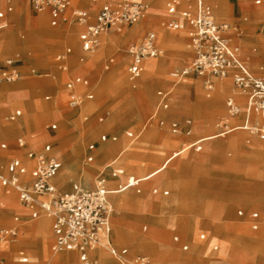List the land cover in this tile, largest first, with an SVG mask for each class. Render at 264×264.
Returning a JSON list of instances; mask_svg holds the SVG:
<instances>
[{"label":"rangeland","instance_id":"374dc122","mask_svg":"<svg viewBox=\"0 0 264 264\" xmlns=\"http://www.w3.org/2000/svg\"><path fill=\"white\" fill-rule=\"evenodd\" d=\"M11 1L14 10L0 29V59L14 57L23 61L17 80L0 82V174H8L7 164L13 158L28 161L26 149L17 145V139L25 137L29 140V148L34 150L50 142L51 154L61 161L59 170L62 168L61 153L68 151L66 160L72 172L80 166L85 168V175H90L89 180L83 182L76 181L72 173L67 182L60 185L57 183V171L52 181L61 191L71 190L74 184L91 188L100 177L105 178L108 188H115L126 180V176L141 177L162 167V160L185 146L183 144L206 134L218 136L217 133L224 130V126H236L228 134L203 141L199 151L191 147L175 156L149 181L141 182L138 186L140 192L131 187L129 191L123 189L120 193L110 194L113 211L110 243H107L105 250L110 264H134L137 255L146 256L148 264H264V139L258 131L248 129L250 126L257 128L264 121L256 117L260 113L251 110L248 128L239 127L243 122L241 114L247 107L246 97L245 92L235 87L230 75L226 77L227 80L208 73L179 75L182 69L192 67L195 53L188 25L178 30L167 28L165 7L168 0H142L149 7L145 17L133 24H121L103 32L107 44L102 46L103 41L99 40V44L82 61L77 58V42L71 36L73 30L79 29L71 21V13L74 8L86 7L90 0H70L67 20L58 27L47 25L44 13L33 12L29 0ZM204 2L210 5L208 0ZM4 4L5 0H0V8ZM216 6L218 11L210 5L221 35L227 43L239 47V58L250 72L264 79V40L260 26L264 21V0H216ZM130 26L133 28L129 29ZM120 29L123 30L120 32ZM148 30L155 33L162 53L144 59V71L136 79L130 80L126 71L130 60L128 49L138 43ZM132 31L137 33L131 34ZM65 32L76 48L69 65L63 69L55 56L65 46H71L61 36ZM146 62L159 65V73L147 75ZM78 75L88 80V91L93 97L85 98L87 102H83L82 107L72 109L66 103L65 84ZM218 83H222L224 90L219 94L217 108H202L200 101L212 100ZM145 84L149 86L145 88ZM11 86L20 94H4V88ZM159 90L169 92L168 106L154 115ZM45 95H50V98L45 99ZM229 98L238 107L235 114L228 110ZM16 108L21 109V115L10 120L8 114ZM159 117L164 118L163 125L159 124ZM54 122L57 128L52 130L49 125ZM173 122L176 123L175 131L171 130ZM144 129L150 131L148 137H143ZM127 132L138 137L133 140ZM103 134L107 136L106 141L100 139ZM113 135L117 138L110 141L108 137ZM170 136L175 141L171 145L165 140ZM142 137L147 147L140 152L130 149L142 158L135 164L123 166L117 160L113 165L119 164L124 169L123 174L111 177L112 171L107 165L111 164L117 151L127 142L134 146ZM89 143L96 146L92 161L86 159ZM100 145L114 146L112 154L106 158L98 157ZM71 147L78 150L76 155L69 151ZM151 148L164 150L163 158L145 156L151 153ZM125 155L126 152L120 159ZM119 177L121 181L110 182ZM164 190L169 193L163 194ZM124 195L128 199L143 196L145 203L142 206L131 204L127 208L121 207L118 202L126 199ZM177 199L182 207H176ZM202 208L219 233L211 236L202 223H190L184 226V234L181 223L191 222L190 216L194 213L202 215ZM239 208L258 212L260 224L256 229H252L249 219L237 216ZM29 214L20 205L16 190L0 182V226L20 225L13 240L0 244L3 246L0 248V264H53L50 256L63 252L74 254V264H82L78 254L52 248L51 218L46 239L48 254L44 249L42 231L38 232L37 225L40 220L43 226L47 218L43 212L35 218ZM16 215L19 216L18 221L13 219ZM121 232L146 240V244L137 246L130 239L122 242L117 235ZM202 233L204 238H200ZM39 238L42 242L38 247ZM185 244L187 250L182 249ZM191 245L202 248L196 256L186 255L179 260L163 255L167 252L187 254ZM214 245H217L216 250H212ZM109 246L126 248L124 259L120 261L113 256ZM99 247L91 252L94 258H89L87 264L103 263L100 250L104 248ZM231 249L232 257L229 256ZM24 256L28 257L30 263L21 260Z\"/></svg>","mask_w":264,"mask_h":264},{"label":"built area","instance_id":"2783aa9c","mask_svg":"<svg viewBox=\"0 0 264 264\" xmlns=\"http://www.w3.org/2000/svg\"><path fill=\"white\" fill-rule=\"evenodd\" d=\"M91 5L96 7L92 14L88 9L77 7L72 10L71 21L82 27L78 38L81 50L91 52L98 44V36L112 27L121 24H133L145 17L147 4L143 1L114 0L109 1L90 0ZM34 11H47L51 26H58L67 20L66 13L70 0H29ZM189 4L181 9L179 0H169L166 3V26L171 30L182 29L188 25L191 45L195 56L191 68L182 69L180 76L194 73L204 75L205 73L214 76H228L233 79L236 88L245 92L247 108L260 113L264 117V79L254 76L246 64L235 56L234 50L228 45L226 39L220 33V27L215 22L212 8L203 0H187ZM192 2V3H190ZM12 10L8 4L0 9V20H3L7 12ZM0 23V28L2 27ZM261 35L264 38V23L261 26ZM71 48L67 47L63 53L56 55L60 67L65 68L67 55ZM161 52L156 43V36L152 30H148L138 43L132 44L128 53L130 60L126 71L130 80L136 79L143 67L146 58L155 57ZM21 75L19 60L14 57L0 59V82H13ZM81 85L84 90L76 92V86ZM88 81L82 76H74L66 84L67 106L77 107L81 98L91 99L93 94L87 90ZM212 84L209 85L211 88ZM160 98L159 106L165 108L167 93L158 91ZM46 99L49 96L45 97ZM228 110L231 114L237 112V105L232 98L227 101ZM21 115V109L16 108L8 114L10 120ZM86 119V117H85ZM101 117H99V120ZM162 123V120L160 121ZM50 129L57 128V124L51 123ZM172 130L176 129V123H172ZM258 131L261 138H264V124L259 127H249ZM231 128L224 126L219 134L229 132ZM130 134V133H129ZM131 135V134H130ZM105 141V134L100 136ZM115 139V137H112ZM19 148L26 149V156L33 160L34 164L29 173V179L21 180L28 170L27 166L19 159L13 158L7 164V175L0 174L2 185L14 188L20 202L31 208V217L38 216V210L43 211L52 218L53 245L55 251H77L82 264L88 263V250L99 242L100 236L110 231V218L112 205L108 194L112 191H120L129 186L135 185L138 179L128 178L123 185L115 190L108 189L104 177H100L92 188H82L73 185L69 191H61L52 182V177L61 167V161L51 154L50 142L44 143L42 148L34 150L29 148L26 138L17 139ZM196 149H200V140L193 143ZM5 147V144H2ZM89 154L87 160L93 159L95 144L88 145ZM122 169L113 168L111 175L116 176ZM36 206L37 208H34ZM241 215L242 211H238ZM253 219L258 217L257 212L251 214ZM17 219V217H16ZM257 227V223H253ZM17 235L16 227L0 226V242L10 241ZM205 235L200 234V238ZM186 250L187 246H183ZM216 249V245L213 246ZM110 253L122 261L126 254V248L109 246ZM27 262L26 257L21 258ZM148 258L144 255H137L134 264H148Z\"/></svg>","mask_w":264,"mask_h":264},{"label":"bare ground","instance_id":"6f19581e","mask_svg":"<svg viewBox=\"0 0 264 264\" xmlns=\"http://www.w3.org/2000/svg\"><path fill=\"white\" fill-rule=\"evenodd\" d=\"M208 2L210 3V5L216 10L218 11L219 9L217 8L216 6V0H208ZM147 9H148V6H147ZM147 12V11H146ZM133 26H130L129 29H132ZM105 34V33H101L99 36H98V39L100 40V37ZM107 41L104 40L102 42V46H104ZM98 44H99V41H98ZM97 44V45H98ZM228 45L234 50L235 52V56L240 60L239 58V47L238 46H235V45H232L230 42H228ZM161 52L162 53V49L160 48ZM145 67H146V74H150L152 72H157L159 73L160 69L158 70L157 68L159 67V65H157L156 63H152V62H146L145 63ZM67 68V65L65 68L63 69H66ZM142 70H143V67H142ZM142 72V71H141ZM141 75V73H140ZM220 77H227V76H220ZM149 84H145L144 87H148ZM144 88V89H145ZM5 90V91H4ZM4 94H8V95H13V94H20V91H18L15 87L11 86V87H7V88H4ZM217 91H215V97L212 99V100H207V101H200L199 104H202V108H207V109H211V108H217V102H218V97H219V94L221 92H223L224 90V86L222 85V83H218V86H217ZM17 97V96H16ZM85 98H81V101L79 103V105L77 107H74L72 109H75V108H78L79 106L82 107V105L84 104L83 101H84ZM82 104V105H81ZM200 106V105H199ZM250 114H251V110L248 109L247 107L244 109V111L242 112L241 114V119H242V123L239 127H242V128H248V122H249V119H250ZM256 117L259 119V121L263 122L264 121V117L261 115V114H258L256 115ZM210 122V121H209ZM208 123V122H207ZM211 122L208 123V125L210 126ZM148 136V135H147ZM216 136H214V134H206L202 137V139L205 141V140H209V139H213L215 138ZM125 141V140H124ZM134 142V141H133ZM127 142V145H125L123 148L119 149L117 151V155L115 156L116 160L119 161V163L123 162V158L120 159L121 155L127 151H129L131 148H133V143H129ZM77 144V143H76ZM191 146H193V144H186L185 146H183L182 148L178 149L177 151H173L170 155H168L167 157L164 158L163 160V164L164 162H166L165 165H163L162 167H159L155 170H151L149 172H147V174L143 175V176H147L149 178L153 177L154 175H156L158 172H160L163 168L166 167V165H168L169 161L171 162V160L175 157V156H178L180 154H183L184 152H186L187 150H189V148H191ZM114 146H111V147H108V146H104V145H100L99 146V149L97 151V156L98 157H101V158H106L108 157L110 154H112V150H113ZM69 151L72 153H74L75 155L77 154V151L75 147H71L69 149ZM69 152V153H70ZM133 152V151H131ZM136 152V151H135ZM66 153L68 154V151H65L61 153L62 155V168L60 170H58V181L57 183H59L60 185L64 184L67 182V180L69 179V177H71L72 173L74 174V179L77 181H83V182H87L89 180V176L88 175H85L86 174V171H85V168L84 167H80V166H77V168L72 172V169L70 168V164L67 163V156H66ZM129 153V152H128ZM161 153V152H160ZM163 154V152H162ZM129 159V158H127ZM135 159V158H134ZM139 160V159H138ZM128 163V162H127ZM135 164V163H134ZM125 165V164H124ZM76 167V166H75ZM139 177V180L142 179V177ZM129 178H132V177H129ZM132 179H135L134 177ZM128 181V179H127ZM125 197V195H124ZM129 197V196H127ZM132 197V196H131ZM135 199H122L119 203V205H135V204H138V205H143L145 203V199L143 200L144 197H136L134 196ZM128 207V206H127ZM46 214V213H45ZM47 215V214H46ZM48 217V216H47ZM43 226L42 228H45L46 227V221H43ZM217 225V224H216ZM207 230H209V233L210 235L212 236L213 234H218L219 233V230L217 229V227L215 228L214 227V224L210 221V225H208L207 227ZM42 234H43V239H44V249L46 250V252L48 253L47 249H46V243H47V237H48V234L49 232H43L42 231ZM118 235V238L120 241H124L126 239H130L131 242L134 244V245H137V246H142L144 244H146V240H143V239H139L133 235H131L130 233H127V232H121ZM219 236V235H218ZM109 237H110V232H108L107 234H103L100 236V239H99V242L94 245L91 249L93 248H98L99 246H103V250H105V247H108L107 246V243H109ZM5 244L7 243L6 241H3V242H0V244ZM126 243V242H125ZM130 244V242L128 243V245ZM127 245V246H128ZM100 248V247H99ZM201 247H198L196 245H191L190 246V252L189 253H182V252H167V253H164L163 255L164 256H167L171 259H179V260H182L184 259V257L186 255H192V256H196L195 254H199L197 252H200L201 251ZM65 251H68V250H65ZM106 251V250H105ZM203 253V251H202ZM232 249L230 250V253H229V256L232 257ZM49 254V253H48ZM161 256V255H160ZM159 257V255H158ZM74 254L72 253H61V254H58V255H55V256H50V262L51 263H64V264H74ZM102 262L104 263L105 260L102 259Z\"/></svg>","mask_w":264,"mask_h":264},{"label":"crops","instance_id":"0c3cea01","mask_svg":"<svg viewBox=\"0 0 264 264\" xmlns=\"http://www.w3.org/2000/svg\"><path fill=\"white\" fill-rule=\"evenodd\" d=\"M142 1V0H141ZM169 1V0H168ZM167 1V2H168ZM180 1V5H179V7H178V9H181V8H183V7H185V6H187L188 4H189V2H187V0H185V1H182V0H179ZM204 1V0H203ZM8 2L12 5V10L10 11V12H7L6 13V16H5V18L3 19V20H0V23H2L3 24V22L4 21H7V16L9 15V14H12V12H13V10H14V3L11 1V0H5V4H4V6L2 7V8H4L7 4H8ZM166 2V3H167ZM145 3V2H144ZM190 3H192V2H190ZM206 3V2H205ZM147 4V3H146ZM30 5V4H29ZM148 6V5H147ZM2 8H0V9H2ZM83 8H86V9H88L92 14H94L95 13V11H96V7L95 6H92L91 5V1L87 4V6L86 7H83ZM166 8V7H165ZM32 9V8H31ZM148 9H149V7H148ZM148 9H147V12H148ZM33 12H36V13H40V12H42V13H44V15H45V19H46V23H47V25H49V26H51L50 25V23H49V16H48V13H47V11H34L33 10ZM146 12V13H147ZM62 23V22H61ZM60 23V24H61ZM264 23V21L262 22V23H260V26H262V24ZM59 24V25H60ZM58 25V26H59ZM75 25H77V24H75ZM3 26V25H2ZM58 26H55V27H58ZM51 27H53V26H51ZM2 28V27H1ZM0 28V29H1ZM79 28V29H78ZM77 29L78 30H73V33L71 34V36H73V37H75V39H76V42H77V47H78V49H77V58L79 59V61H82L84 58H85V56L87 55V53H89V52H83L82 50H81V47H80V43H79V38H78V35H79V32L81 31V29H82V27L81 26H79V25H77ZM123 29H120V32L122 31ZM140 30V29H139ZM123 33V32H122ZM121 33V34H122ZM132 33H134V34H136L137 32H135V31H132L131 32V34ZM130 34V35H131ZM61 36H63V37H65L64 39H65V41L66 42H68L71 46H65L64 48H63V51L62 52H59V53H63L65 50H66V48L67 47H70L71 48V52L67 55V57H66V60H64V62H65V64L66 65H69V63H70V60H71V56H72V54H73V52H75V45H74V43H72V41H70L68 38H67V33L65 32V33H62V35ZM59 37V36H58ZM263 38V37H262ZM100 40H101V42L102 41H104V40H106V36H105V34H103L101 37H100ZM263 40H264V38H263ZM233 45V44H232ZM237 46V45H236ZM59 53H57V54H59ZM56 57V56H55ZM5 59V58H4ZM18 60H19V67L22 65V59L21 58H17ZM128 64V63H127ZM143 71H144V61H143ZM21 72V71H20ZM82 77H84V76H82ZM86 79V78H85ZM218 79H221V80H227V78L226 77H219ZM88 81V80H87ZM216 81H218V80H216ZM228 82V81H227ZM89 86V85H88ZM88 86H87V90H88ZM84 90V87L83 86H81V85H78V86H76V92L77 93H81L82 91ZM159 91H163V92H166L167 93V95H168V93L169 92H167V91H165V90H159ZM170 92H172V90H170ZM66 94H67V90H66ZM157 95H158V91H157ZM46 96H49V98H50V95H45V97ZM48 98V99H49ZM158 98H159V96H158ZM46 99V98H45ZM87 99V98H86ZM159 101H160V98H159ZM83 102H87V101H83ZM165 102L167 103V96H166V99H165ZM167 106H168V103H167ZM167 107H165V108H163V107H161V106H159V102H158V107L156 108V112H155V114L154 115H156L157 113H158V110H164V109H166ZM76 109V108H75ZM234 119H236V118H234ZM162 120V123L160 122ZM158 122H159V124L160 125H163L164 124V122H165V120H164V118H162V117H159L158 118ZM173 123H175V122H173ZM171 125H172V123H171ZM235 127L236 126H234V127H232L231 128V130L229 131V132H231L232 130H234L235 129ZM171 130H172V127H171ZM172 131H175V130H172ZM142 132H144V136L143 137H148L149 135H150V131L149 130H147V129H144ZM229 132H227V133H225V134H228ZM131 135H130V134ZM127 134H128V136L129 137H132V139L133 140H135L137 137H138V135H136V136H134L133 135V133L132 132H127ZM225 134H219V133H217V135L218 136H216V137H219V136H223V135H225ZM148 135V136H147ZM112 137H115V139H112ZM143 137H142V139H141V141L140 142H138V143H135L134 144V146H133V148L131 149V150H133V149H137L138 151L137 152H140L141 150H142V148H144V147H147V145H146V143H145V141H144V139H143ZM215 137V138H216ZM23 138H25V137H23ZM116 136L115 135H113V136H110V137H108V139H110V141H115L116 140ZM264 139V138H263ZM107 140V139H106ZM105 140V141H106ZM133 140H131L130 142H133ZM167 142H168V144L169 145H171V144H174V137H172V136H170V137H166V139H165ZM197 140H200V145H201V148L200 149H196L195 148V146L193 145V146H191V147H193L196 151H199V150H201L202 149V142L204 141L203 139H202V137H200V138H198V139H196V140H194V141H192V142H190L191 144H193L195 141H197ZM27 142H28V146H30V143H29V140L27 139ZM189 143V144H190ZM89 144H91V143H89ZM88 144V145H89ZM186 144H188V143H185V144H183V145H186ZM182 145V146H183ZM181 147V146H180ZM179 147V148H180ZM87 149H88V146H87ZM178 149V148H177ZM131 150L130 151H127L126 152V155H125V157L123 158L124 160H123V162H121V166H123L124 164L125 165H129L130 163H131V165H132V163L134 164V163H136L137 161H138V159H141L142 157L140 156V154L139 153H132L131 152ZM95 151H96V146H95V150L93 151V157L95 156ZM164 150H162V149H153V148H151V150H150V154H146L145 156H150V157H152V158H154V159H161V158H163V156H164V154H162V152H163ZM129 152V153H128ZM161 152V153H160ZM163 153H165V152H163ZM88 154H89V150H88V153H87V156H88ZM127 158H129V159H127ZM135 158V159H134ZM86 159H87V157H86ZM88 161V160H87ZM92 161V160H91ZM117 160H116V158L114 157L112 160H111V164H108L107 165V167H109V169H110V171H112L113 170V168H120V169H122V172L121 173H119V174H123V168L121 167V166H119V164H116V165H113V163H115ZM163 161V160H162ZM23 162V161H22ZM128 162V163H127ZM26 166H27V170H28V172L24 175V176H22L21 177V180L23 181V180H27V179H29V173H30V170H31V168H32V166H33V164H34V161L33 160H29L28 159V161L27 162H23ZM166 164V162H164V164L163 165H165ZM113 165V166H112ZM161 165V164H160ZM156 168V167H155ZM154 169V168H153ZM119 174H117L116 176H112L111 175V172H110V175H111V177H113V178H116ZM146 174V173H145ZM5 175V174H4ZM141 176H143V175H141ZM129 177H134L135 179H138L137 177H139V176H133V175H131V176H126V180L123 182V183H120V184H117V187H115V188H108V189H110V190H115L116 188H118V186H121V185H123L126 181H127V179L129 178ZM105 179V178H104ZM122 179H120V177H119V179H114V180H110V182L111 183H113V182H116V181H121ZM150 179H149V177H147V176H143L142 177V179H138V182H137V184H135V185H132V186H129V187H127V188H125V189H128V191L130 190V189H132L131 187H135L136 188V190H137V192H140V188L138 187L140 184H141V182H144V181H149ZM106 181V180H105ZM53 182V181H52ZM54 183V182H53ZM55 184V183H54ZM56 185V184H55ZM74 185H76V184H74ZM107 185V184H106ZM57 187V186H56ZM107 187H109L108 185H107ZM58 188V187H57ZM92 188V187H91ZM59 189V188H58ZM69 191V190H68ZM153 192H156V190H153ZM115 193H120V191H112V192H110L109 194H108V199H109V201L111 202V200H110V198H109V195L110 194H115ZM169 192H168V190H164L163 191V194H168ZM140 198L141 197H143V196H139ZM178 200V199H177ZM20 201V200H19ZM119 204V203H118ZM20 205L22 206V208L23 209H27L28 211H29V213H31V208L29 207V206H26V205H24V204H22L21 202H20ZM111 205H112V202H111ZM182 205V203L178 200V204H177V206L176 207H182L181 206ZM121 207H126L127 208V206H130V205H120ZM176 207H174V208H176ZM34 208H37L36 206H34ZM173 208V209H174ZM113 211V210H112ZM238 211H242V214L241 215H239L238 214ZM43 211H41V210H38V216L39 215H41V213H42ZM253 212H257V211H250V212H247V211H245V209H243V208H239L237 211H236V214H237V216L238 217H241V218H247V220L249 219V223H250V225H251V227H252V229H256L258 226H259V224H260V218H259V214H258V212H257V214H258V217L256 218V219H253L252 217H251V214L253 213ZM44 213V212H43ZM201 214V213H200ZM44 215H45V217L47 218L45 221H46V227L45 228H42V226H41V222H40V220L38 221V223H37V225H38V232L39 231H45V232H50V231H48V222H50V216H48V215H46L45 213H44ZM29 216L31 217V215L29 214ZM48 216V217H47ZM16 217H17V219H16ZM37 217V216H36ZM40 217V216H39ZM38 217V218H39ZM111 217H112V212H111ZM191 218L190 219H192L191 220V222H183V223H181L182 225H181V227H182V231L184 232V234H185V230H184V226H186V225H189L190 223H193V224H200V223H202V225L203 226H205V227H207L208 225H210V222H209V219H208V214H206L205 212H203V208H202V215H199V214H193V216H190ZM18 218H19V216L18 215H16V216H14L13 217V219H14V221H18ZM31 218H35V217H31ZM43 220V219H42ZM110 221H111V218H110ZM254 222H256L257 223V227L256 228H254L253 227V223ZM16 223V222H15ZM51 225H52V218H51ZM3 227V226H2ZM9 227H16L17 228V230H18V228H20V225L18 224H13V225H11V226H9ZM51 235H52V238H53V233H52V226H51ZM174 239H177V237H174ZM13 240V239H12ZM41 239L39 238V243H38V247L40 246V244H41ZM109 243H110V237H109ZM184 246V245H183ZM183 246H182V249H183ZM185 246H187V244H185ZM1 247H3L2 245H0V248ZM96 248H93V249H90V250H88V259L89 258H94V256H92L91 255V252L92 251H94ZM187 249H188V246H187ZM186 249V250H187ZM216 249H217V245H216ZM216 249H213V247H212V250H216ZM184 250V249H183ZM72 252H74V253H76V254H78V252L77 251H72ZM63 253H65V252H63ZM100 253L102 254L101 256H102V258L101 259H104L105 260V262L104 263H102V264H110L111 262L109 261V257H108V254H107V252L105 251V250H100ZM22 254V253H21ZM24 257H26L27 258V262H25V263H30V262H28V257L27 256H24ZM136 257V256H135ZM0 258H1V250H0ZM78 258H79V254H78ZM22 260V259H21ZM80 260V259H79ZM24 262V261H23ZM61 264V263H60Z\"/></svg>","mask_w":264,"mask_h":264}]
</instances>
